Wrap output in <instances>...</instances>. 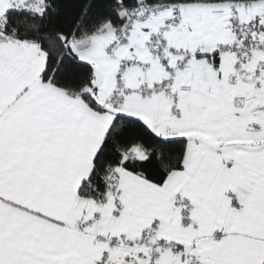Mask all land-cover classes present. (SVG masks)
Instances as JSON below:
<instances>
[{
  "label": "snow or ice",
  "instance_id": "6c2138e0",
  "mask_svg": "<svg viewBox=\"0 0 264 264\" xmlns=\"http://www.w3.org/2000/svg\"><path fill=\"white\" fill-rule=\"evenodd\" d=\"M0 264H264V0H0Z\"/></svg>",
  "mask_w": 264,
  "mask_h": 264
}]
</instances>
